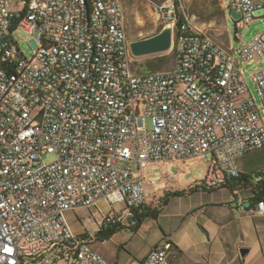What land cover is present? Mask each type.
<instances>
[{"label": "built area", "instance_id": "built-area-1", "mask_svg": "<svg viewBox=\"0 0 264 264\" xmlns=\"http://www.w3.org/2000/svg\"><path fill=\"white\" fill-rule=\"evenodd\" d=\"M182 3L162 4L178 41L173 70L138 73L124 0L90 9L86 0H0V264H111L91 244L100 231L137 226L133 211L164 185L147 179L154 163L209 157L200 186L244 179L228 203L264 217V169L238 165L264 149V67L251 73L257 97L240 67L264 60V33L238 52L230 38L225 48ZM223 8L242 13L238 30L264 22L255 14L264 0ZM19 28L35 42L31 59L14 38ZM101 200L111 211L97 231L76 234L67 213ZM157 246L139 264H172L177 247L166 244L157 261Z\"/></svg>", "mask_w": 264, "mask_h": 264}, {"label": "rangeland", "instance_id": "rangeland-1", "mask_svg": "<svg viewBox=\"0 0 264 264\" xmlns=\"http://www.w3.org/2000/svg\"><path fill=\"white\" fill-rule=\"evenodd\" d=\"M167 0H124L126 9V27L129 41L144 39L146 36L152 33L161 31L166 24H170V21L165 18L166 11L162 9V4ZM223 1L225 4H229L231 0H183L184 13L193 14V10L198 11L200 19H206L207 23L213 24L215 31L213 32L214 38L223 47L228 48L229 38L231 40L232 48L235 51H239L241 47L251 42L257 35L264 33V22L256 19L251 24H248L241 29H237L236 21L227 15L222 17L221 11L223 8ZM227 27V31H226ZM14 38L20 45V50L27 59H31L34 56V50L32 45L35 46V42L32 37L23 29L19 28L14 33ZM177 45V46H176ZM178 49V41L175 37L173 46L170 52L167 54L170 60L167 64L161 65V63L152 62L151 56L134 58V70L138 73H142V69L146 67H159L158 71H170L175 66V50ZM240 67L244 71V77L248 84L250 94L257 97L255 85L251 79V73L253 72L256 64L248 66L241 62ZM264 67V64L260 65ZM259 103V100H258ZM148 128L151 129V121H148ZM57 159L55 155L48 157V162H53ZM206 159H196L190 161L187 164L185 170L180 172L178 162L170 163H154L149 166L146 171L148 180H156L158 183H165L168 185L169 192L183 191L191 185L199 184L204 181L208 173V161ZM238 165L243 172L256 174V171L260 168H264V149L256 150L248 153L244 157L238 160ZM179 175V176H175ZM172 177H176L175 180H170ZM158 199H164V189H159L155 192ZM155 195L151 198H155ZM163 204V200L159 202ZM111 211V207L105 201L101 200L97 207L87 209L79 208L76 211L67 213V219L73 229L78 234H92L97 231L98 224L102 221V216L108 215ZM129 220H125V224H128ZM130 227H125L119 230L118 235L113 237L108 243H102L100 238H96L95 242L91 244L92 248L98 253L102 254L110 263L113 264H132L136 261H141L147 252L149 241H153L155 237L151 234L149 237L145 233H141L139 236ZM154 233H157L155 231ZM148 237V238H147Z\"/></svg>", "mask_w": 264, "mask_h": 264}, {"label": "crops", "instance_id": "crops-1", "mask_svg": "<svg viewBox=\"0 0 264 264\" xmlns=\"http://www.w3.org/2000/svg\"><path fill=\"white\" fill-rule=\"evenodd\" d=\"M262 64L264 60L256 63L259 67L254 69L262 68ZM189 162H178L180 172L185 170ZM196 185L200 183L183 191L188 192ZM167 187L164 183L163 188H160L164 189L168 198L166 205L159 203L161 200L164 202V199H158L156 191L146 205L152 209H161V214L157 220L146 219L138 229L137 236L144 232L148 237L151 234L155 237L149 241L144 258L132 264L142 262L164 240L173 242L177 247L174 259L176 264H264V217H256L233 207L228 203L229 192L224 190L209 193L199 190L182 197H171L169 194L172 192ZM117 235L118 232L113 237ZM113 237L102 243H108ZM241 247L250 249L245 258L240 255Z\"/></svg>", "mask_w": 264, "mask_h": 264}, {"label": "trees", "instance_id": "trees-1", "mask_svg": "<svg viewBox=\"0 0 264 264\" xmlns=\"http://www.w3.org/2000/svg\"><path fill=\"white\" fill-rule=\"evenodd\" d=\"M86 1H87L88 8L90 9L92 0H86ZM177 15H178V22H177L176 26L179 27L180 24L182 23V19H181V14L177 13ZM192 15L195 16L198 19V21H200L202 23H207L206 19H201V18L199 19L198 18L199 13L195 9L193 10ZM221 15H222V17H225V19H226V12H225L224 8H222ZM157 33L158 32L152 33L151 35H148L145 38L151 37ZM169 60H170V57L167 53L162 54V55L151 56L152 62L157 61L158 63H161L162 66L167 64L169 62ZM159 67H161V66H158V67L153 66L152 68L146 67V68L142 69V73H149V72L158 71ZM243 183H244V179H240V180L234 182L230 187H227L225 189H208L205 186L196 185L195 187L189 189L188 192L187 191H175V192L170 193L169 196H171V197H182V196H185L187 193H195V192H198L199 190H201L203 192H208V193L212 192V191L224 190V191L229 192V197H230L234 189H237V188L239 189L245 185ZM163 203H164V205H166L168 203L167 197L164 198ZM133 212H134V219L133 220L134 221L136 220L138 222V224H137V226H135L131 229H133L135 232H137L138 229L141 227V225L145 222L146 219L157 220L159 215L161 214V209H152V208H149L147 206H143L139 209L134 210ZM122 228H124V227L120 226V227L110 228L106 231H100L97 233V238H100L102 241L108 240V239L112 238ZM164 241H167V240H164Z\"/></svg>", "mask_w": 264, "mask_h": 264}, {"label": "water", "instance_id": "water-1", "mask_svg": "<svg viewBox=\"0 0 264 264\" xmlns=\"http://www.w3.org/2000/svg\"><path fill=\"white\" fill-rule=\"evenodd\" d=\"M264 9L258 10L255 14H263ZM231 17L234 20H239L242 16L240 11H232ZM171 15V18H174ZM168 18V16H166ZM174 29L171 24H166L164 28L157 34L140 40H133L130 42V50L134 58H142L147 56L162 55L170 52L173 46ZM264 39V35H263ZM252 201H256L253 199ZM251 201V202H252ZM250 249L247 247L240 248V255L245 258Z\"/></svg>", "mask_w": 264, "mask_h": 264}, {"label": "bare ground", "instance_id": "bare-ground-1", "mask_svg": "<svg viewBox=\"0 0 264 264\" xmlns=\"http://www.w3.org/2000/svg\"><path fill=\"white\" fill-rule=\"evenodd\" d=\"M166 18V14H165ZM166 244H169V251H176L175 245L172 244L171 241H163V243H160L157 246V261H164L165 260V251H166ZM172 264H176L174 261H172Z\"/></svg>", "mask_w": 264, "mask_h": 264}]
</instances>
